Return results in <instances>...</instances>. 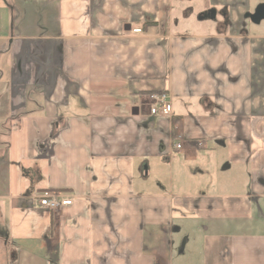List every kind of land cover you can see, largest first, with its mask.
<instances>
[{
    "label": "crops",
    "instance_id": "obj_1",
    "mask_svg": "<svg viewBox=\"0 0 264 264\" xmlns=\"http://www.w3.org/2000/svg\"><path fill=\"white\" fill-rule=\"evenodd\" d=\"M261 6L0 0V264H264Z\"/></svg>",
    "mask_w": 264,
    "mask_h": 264
},
{
    "label": "built area",
    "instance_id": "obj_2",
    "mask_svg": "<svg viewBox=\"0 0 264 264\" xmlns=\"http://www.w3.org/2000/svg\"><path fill=\"white\" fill-rule=\"evenodd\" d=\"M141 30L142 29L136 28L133 29V32L137 33L141 32ZM148 96L153 100L150 103L151 114H159L166 117L171 115L173 105L169 93L151 92ZM181 147V143L175 145L176 149H181ZM38 203L42 207L57 211L63 206L71 205L73 203V198L70 195L63 194L59 191H46L39 196Z\"/></svg>",
    "mask_w": 264,
    "mask_h": 264
},
{
    "label": "water",
    "instance_id": "obj_3",
    "mask_svg": "<svg viewBox=\"0 0 264 264\" xmlns=\"http://www.w3.org/2000/svg\"><path fill=\"white\" fill-rule=\"evenodd\" d=\"M262 18H264V6L259 7L257 13L253 17L256 21H260Z\"/></svg>",
    "mask_w": 264,
    "mask_h": 264
},
{
    "label": "rangeland",
    "instance_id": "obj_4",
    "mask_svg": "<svg viewBox=\"0 0 264 264\" xmlns=\"http://www.w3.org/2000/svg\"><path fill=\"white\" fill-rule=\"evenodd\" d=\"M263 23H264V22H263ZM148 95H149V93L146 95V97H147V101H146V103H147V105L149 106V109H150V108H151V104H150V103H151L153 100L150 99Z\"/></svg>",
    "mask_w": 264,
    "mask_h": 264
}]
</instances>
